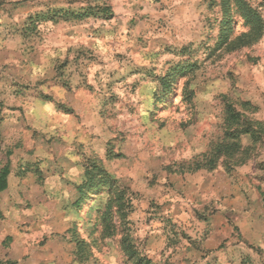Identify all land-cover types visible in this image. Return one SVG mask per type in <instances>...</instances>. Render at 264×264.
I'll return each instance as SVG.
<instances>
[{"label": "rangeland", "instance_id": "374dc122", "mask_svg": "<svg viewBox=\"0 0 264 264\" xmlns=\"http://www.w3.org/2000/svg\"><path fill=\"white\" fill-rule=\"evenodd\" d=\"M243 2L264 24V0ZM89 7L111 17L36 19ZM248 31L235 0H0L4 264H254L264 27Z\"/></svg>", "mask_w": 264, "mask_h": 264}, {"label": "trees", "instance_id": "16d2710c", "mask_svg": "<svg viewBox=\"0 0 264 264\" xmlns=\"http://www.w3.org/2000/svg\"><path fill=\"white\" fill-rule=\"evenodd\" d=\"M236 6L238 7L239 12H241V16L243 20L245 21V25L249 27V31L247 34L244 35L245 42L246 44L250 43H255L256 41L259 40V38L262 35L263 32V21L261 18L258 16V14L250 9L244 2L243 0H235ZM57 13H61V17L63 19L68 20H81L84 18L88 17H93V18H105L109 19L111 17V12L109 10V7H89L84 10H81L79 12H53L47 13V14H36V19L38 20H53L55 16H57ZM164 87H167V90H170V84L168 82H165ZM231 116V115H230ZM248 132L249 130H246L245 133ZM233 148L239 146L237 144H232L231 145ZM226 150L224 148H218L216 154L223 153ZM202 167H207V164H204L200 166L199 168ZM198 168V169H199ZM10 174V170L8 165L4 166V170L0 174V193L5 191L7 188V177ZM87 177L85 182L81 185L78 186V200L76 201V206L78 204L83 203V199L85 197H89L90 194H93L96 187H94V177L90 176L89 174H85ZM79 209V208H78ZM94 221V220H93Z\"/></svg>", "mask_w": 264, "mask_h": 264}, {"label": "crops", "instance_id": "0c3cea01", "mask_svg": "<svg viewBox=\"0 0 264 264\" xmlns=\"http://www.w3.org/2000/svg\"><path fill=\"white\" fill-rule=\"evenodd\" d=\"M249 214L250 221L242 230V244L247 246V256L251 262L264 264V216L255 215L251 211ZM0 241V264H4V222L0 225Z\"/></svg>", "mask_w": 264, "mask_h": 264}]
</instances>
